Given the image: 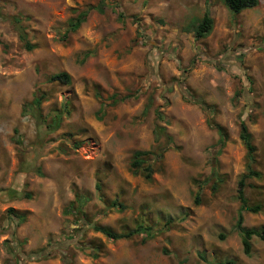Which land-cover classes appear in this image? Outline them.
Returning a JSON list of instances; mask_svg holds the SVG:
<instances>
[{"label": "rangeland", "instance_id": "obj_1", "mask_svg": "<svg viewBox=\"0 0 264 264\" xmlns=\"http://www.w3.org/2000/svg\"><path fill=\"white\" fill-rule=\"evenodd\" d=\"M101 1L0 0V264H264V239L247 253L236 228L241 212L245 227H264V0L239 14L222 0H106L69 31ZM206 10L214 29L196 39ZM61 71L70 84L49 79ZM41 93L37 124L28 104ZM214 124L227 132L220 153ZM136 150L162 155L147 157L149 179L131 166ZM249 168L260 176L245 196L259 212L238 198ZM78 195L91 222L118 232L174 223L147 240L112 241L91 222L76 232L67 210Z\"/></svg>", "mask_w": 264, "mask_h": 264}, {"label": "trees", "instance_id": "obj_2", "mask_svg": "<svg viewBox=\"0 0 264 264\" xmlns=\"http://www.w3.org/2000/svg\"><path fill=\"white\" fill-rule=\"evenodd\" d=\"M222 1L230 9V11H232L233 14H239L244 10L255 8L260 3V0H222ZM105 5H106V0H102L99 4H97L95 6H91L85 10H80L75 17L70 19L69 31L70 30L71 31L77 30L83 24V22L86 21L89 13L91 11L96 10V11H99L101 13L104 12L105 11ZM124 17H125V14L121 11H118V19L123 20ZM1 19H2V15L0 13V21H1ZM13 22L18 27L19 37L23 41L24 46L29 50L33 49L35 46L28 39L26 31H25L24 27L21 25L20 18L18 16H14ZM196 22L197 23L193 27V32H194L196 39L205 38L212 33L214 26H215V22H214V19L210 15V12L208 10H206L203 17H201L200 19H197ZM49 79L51 81H60L61 83H65V84H70L72 82L71 75L66 71H61V72L55 73V74L51 75V77ZM131 97H133V95H131V94H127L124 96H118V94H114L110 98L113 99V101H112L113 103H118L121 101H125ZM44 98H45V95L43 93L38 94L33 98L31 103L28 104L30 106L29 107L30 110L33 112V115L36 118L37 124H40V120L42 118V114L40 112V109H41L40 107H41L42 102L44 101ZM24 112L27 113L28 111L24 110ZM61 115H63V112L58 111L57 114L54 115L53 121L51 123H47V127L50 128L51 130L57 129L61 124ZM59 116H60V118H59ZM45 122H46V120H45ZM241 124H242L241 125L242 127H241V132H240V138L242 139L244 144L247 146V149H248L249 154H250V158L253 159V153L255 151V145L252 141L253 140L252 134L250 133L247 125L245 124V122L243 120H242ZM213 126H215L216 130L218 131V133L220 135V138H219L220 148L218 149V153H220L222 148L226 144L227 132H226L225 128L223 126H221L220 124H214ZM162 130L163 129L159 126V129L155 130L156 131L155 134L158 135V137H159ZM151 154L155 155V156L157 155L156 153L154 154L153 150H136L134 152L133 159L131 162V166L136 170H142V172H144V176L147 177L148 179L151 177L152 167L147 164V161H148L147 157ZM157 156L159 157L162 155L158 154ZM39 173H42V171L39 170ZM210 175H212L213 177H215L217 175V172L215 171V167L211 171ZM252 176H256V177L260 176V173L255 171L252 168H249L248 173H245L239 181L238 198L240 199V202H241V210H247L250 212H259L261 209L260 205H251L249 203L248 198L245 196L246 178H249ZM99 189H100V187H99ZM27 196L30 197V194L27 193ZM199 201L200 200L197 196L196 202L198 203ZM84 204H85V200L83 199L82 196L78 195V196H76L74 201H72L70 203L68 210H67L68 213H70L76 217L73 221V223L76 224L77 228H78L76 230V232L83 230L84 226H81V225H85L84 223L90 224L89 222H91V220H89L87 213L84 209ZM113 205H114V207H116V205H118L122 209L125 207L122 203H117V200H114ZM9 212L14 213V215L18 216L21 220L24 219V215L16 213L13 208H10ZM181 218H185V216H182ZM243 222H244V217H243L242 212H241L240 217L238 218L236 228H237L239 234L241 235V239H242V243L244 245L245 252L249 253L251 251V247H252L251 239L254 235L264 239V227L261 230L255 229V228H247L243 225ZM91 223L92 224H90V225L94 231L100 232L106 238H108L109 240H112V241H117V240H121V239H129V238H131V237H133L139 233L142 234L144 236V239L147 240L149 238H154L160 232H163V230H165L164 225L166 224V225L170 226L171 224L174 223V220L172 218L165 220L163 226H160L159 224H156L154 222L149 223V221L146 222L143 220V221H140L138 224H136L133 228L126 229V230H123L121 232L115 231L114 229H112L106 225H103L99 222H96V221L91 222ZM221 238H225V235L224 234L221 235ZM64 261L66 264H73V263H71V261L68 260V258H64ZM227 264H234V262L230 261Z\"/></svg>", "mask_w": 264, "mask_h": 264}]
</instances>
